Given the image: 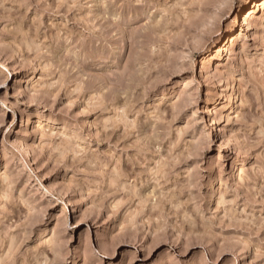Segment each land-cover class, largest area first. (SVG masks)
<instances>
[{
  "label": "rangeland",
  "instance_id": "1",
  "mask_svg": "<svg viewBox=\"0 0 264 264\" xmlns=\"http://www.w3.org/2000/svg\"><path fill=\"white\" fill-rule=\"evenodd\" d=\"M0 264H264V0H0Z\"/></svg>",
  "mask_w": 264,
  "mask_h": 264
},
{
  "label": "bare ground",
  "instance_id": "2",
  "mask_svg": "<svg viewBox=\"0 0 264 264\" xmlns=\"http://www.w3.org/2000/svg\"><path fill=\"white\" fill-rule=\"evenodd\" d=\"M245 2H246V1H245ZM245 2H244V3H245ZM246 3H247V2H246Z\"/></svg>",
  "mask_w": 264,
  "mask_h": 264
}]
</instances>
